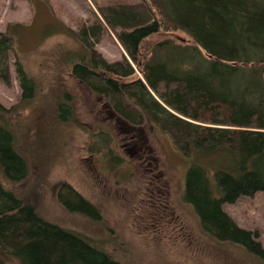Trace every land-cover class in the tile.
Masks as SVG:
<instances>
[{"label":"rangeland","instance_id":"1","mask_svg":"<svg viewBox=\"0 0 264 264\" xmlns=\"http://www.w3.org/2000/svg\"><path fill=\"white\" fill-rule=\"evenodd\" d=\"M140 1L0 0V32L12 38L9 82L0 79V102L10 108L6 118L28 165L27 176L15 190L43 220L84 236L122 264H264L242 246L208 234L187 196L191 160L211 173L218 151L185 155L171 134L141 114L127 95L118 103L89 87L93 78L83 81L73 72L81 64L96 76L116 78L101 65L93 67L92 61L127 59L135 72L122 80L139 77L145 82L117 37L121 28L111 27L103 16L108 6ZM146 1L147 8L155 6ZM165 39L172 41L166 49L172 45L174 51H180L174 45L192 43L183 30H160L141 41L138 61L161 60L163 52L155 51L154 43ZM166 49L164 55L174 59ZM16 58L34 83L33 94L25 100ZM241 67L251 72L248 65ZM121 112L134 120L133 129L128 130L129 118ZM70 192L97 211L90 209L89 215L67 207L63 199ZM222 208L238 226L256 231L255 239L264 248V190L223 203ZM0 264L23 262L11 251L0 250Z\"/></svg>","mask_w":264,"mask_h":264},{"label":"trees","instance_id":"2","mask_svg":"<svg viewBox=\"0 0 264 264\" xmlns=\"http://www.w3.org/2000/svg\"><path fill=\"white\" fill-rule=\"evenodd\" d=\"M150 1L155 4L152 9L142 0L137 5L108 6L103 14L111 27L121 28L117 37L145 82L139 77L122 80L135 72L127 59L92 61L93 67L101 65L118 79L96 76L81 64L73 72L83 81L93 78L87 82L89 87L118 103L119 97L127 95L141 114L171 134L185 155L218 151L219 161L211 173L191 160L187 196L208 234L264 259V248L255 239L257 232L238 226L222 208L223 203L264 190V0ZM173 29L183 30L192 43L174 45L180 50L174 51L172 45L166 49L170 39L156 40L155 51H162L163 58L138 61L141 41ZM82 32L87 35L85 29ZM165 49L174 59L164 55ZM11 50L12 38L0 32V79L5 83L9 82ZM242 65H248L252 73H245ZM14 66L23 89L21 97L28 99L34 91L33 80L18 58ZM112 106L118 110L117 104ZM9 110L0 102V250L11 251L23 264H122L84 236L43 220L17 194L15 185L27 176L28 165L16 149ZM121 113L136 124L129 113ZM63 202L89 215L90 209L97 211L75 192Z\"/></svg>","mask_w":264,"mask_h":264},{"label":"flooded vegetation","instance_id":"3","mask_svg":"<svg viewBox=\"0 0 264 264\" xmlns=\"http://www.w3.org/2000/svg\"><path fill=\"white\" fill-rule=\"evenodd\" d=\"M112 109H113V108H112ZM113 113L115 114V111H113ZM116 114H117V113H116ZM116 114H115V115H116ZM119 116H120V115H119ZM116 118H117V120H120L119 117H118L117 115H116ZM129 125H130V126H128V127H130V129H128V130H131V129H133V128L135 127L136 124L133 125V124H130V123H129ZM126 129H127V128H126ZM134 151H135V150H134Z\"/></svg>","mask_w":264,"mask_h":264}]
</instances>
